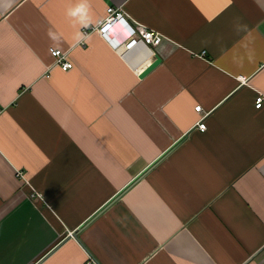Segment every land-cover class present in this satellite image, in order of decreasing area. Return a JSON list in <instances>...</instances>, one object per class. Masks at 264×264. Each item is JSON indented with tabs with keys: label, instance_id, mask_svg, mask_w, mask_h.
Masks as SVG:
<instances>
[{
	"label": "crops",
	"instance_id": "1",
	"mask_svg": "<svg viewBox=\"0 0 264 264\" xmlns=\"http://www.w3.org/2000/svg\"><path fill=\"white\" fill-rule=\"evenodd\" d=\"M78 2L0 0V264H264V0Z\"/></svg>",
	"mask_w": 264,
	"mask_h": 264
},
{
	"label": "built area",
	"instance_id": "2",
	"mask_svg": "<svg viewBox=\"0 0 264 264\" xmlns=\"http://www.w3.org/2000/svg\"><path fill=\"white\" fill-rule=\"evenodd\" d=\"M92 31L97 32L105 38L108 36L107 39L110 41H112L111 35L116 36L127 31L128 35H126L119 43V46L123 45L129 51L142 46L153 48L154 46H158L163 40V35L161 33L133 18H130L129 14L124 11L122 6H108L106 9V15L102 20L84 28V33L87 35ZM51 53L55 58V64L59 65L64 70L72 68L73 62L64 51L54 48L51 50ZM262 68L264 69V64L262 65ZM263 100L264 96L259 95L256 98V107H260ZM195 109L200 111L201 106L198 105ZM198 123L201 130L206 129L207 125L204 121V117H202ZM16 175L24 177L22 170H17Z\"/></svg>",
	"mask_w": 264,
	"mask_h": 264
},
{
	"label": "clouds",
	"instance_id": "3",
	"mask_svg": "<svg viewBox=\"0 0 264 264\" xmlns=\"http://www.w3.org/2000/svg\"><path fill=\"white\" fill-rule=\"evenodd\" d=\"M66 15L74 22L78 23L81 28H87L91 25V18L89 15V4L88 0H79V2L74 6L67 9ZM247 25L237 24L236 30L242 31L246 30ZM49 37L57 46L61 40V36L55 32H49ZM75 40L77 43L81 41H87L89 37L82 31H77L75 33Z\"/></svg>",
	"mask_w": 264,
	"mask_h": 264
},
{
	"label": "water",
	"instance_id": "4",
	"mask_svg": "<svg viewBox=\"0 0 264 264\" xmlns=\"http://www.w3.org/2000/svg\"><path fill=\"white\" fill-rule=\"evenodd\" d=\"M161 61L160 57H156V59L150 63L140 74L141 77L146 75L151 69H153L159 62Z\"/></svg>",
	"mask_w": 264,
	"mask_h": 264
},
{
	"label": "bare ground",
	"instance_id": "5",
	"mask_svg": "<svg viewBox=\"0 0 264 264\" xmlns=\"http://www.w3.org/2000/svg\"><path fill=\"white\" fill-rule=\"evenodd\" d=\"M111 42L114 44V45H119V40L115 37V36H113V35H111ZM107 38H108V36H107Z\"/></svg>",
	"mask_w": 264,
	"mask_h": 264
}]
</instances>
